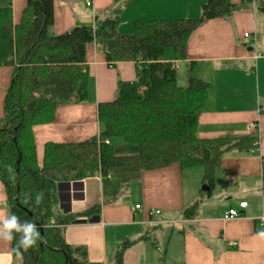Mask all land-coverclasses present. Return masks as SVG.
Returning a JSON list of instances; mask_svg holds the SVG:
<instances>
[{
  "label": "crops",
  "instance_id": "crops-1",
  "mask_svg": "<svg viewBox=\"0 0 264 264\" xmlns=\"http://www.w3.org/2000/svg\"><path fill=\"white\" fill-rule=\"evenodd\" d=\"M26 1L0 0V9L9 7L12 22L17 24ZM206 1H55L48 33L59 36L75 27H93L95 18H110L119 8V32L126 35L136 22L193 20ZM262 1L251 0L229 18L199 26L187 41L185 60H175L171 51L163 55L176 72L179 87L186 86L190 64L192 75L209 86L199 116L198 137L210 140L257 137V152L248 156L238 152L226 154L215 171L212 188L203 182V169L199 177L193 178L191 173L188 178L184 174L188 170L177 165L143 171L137 181L118 194H114L110 184L104 186L98 176L59 183L55 189V212L61 217H75L64 228L65 243L84 248L90 263L115 264L120 244L134 241L124 252L122 264H264V236L260 235L264 233L261 222L264 113L260 112L264 108V12L259 8ZM228 2L240 7L242 0ZM247 31L252 35L248 36ZM85 63L86 101L56 108L52 123L33 128L38 162L47 143H78L96 137L98 104L114 99L118 82L134 81L137 67L134 62L108 65L94 44L86 48ZM252 123L253 130L248 128ZM245 179L252 181V188L241 183ZM202 185L209 191H201ZM202 193L208 194L206 199ZM196 203V214L186 218L185 211ZM240 203H246V208L241 209ZM95 206H100L99 214L80 216ZM229 210L240 217L224 220ZM151 211L159 214L152 215ZM0 215H10L1 183ZM16 263L11 241L0 237V264Z\"/></svg>",
  "mask_w": 264,
  "mask_h": 264
},
{
  "label": "trees",
  "instance_id": "trees-1",
  "mask_svg": "<svg viewBox=\"0 0 264 264\" xmlns=\"http://www.w3.org/2000/svg\"><path fill=\"white\" fill-rule=\"evenodd\" d=\"M55 1L68 0H27L17 24L9 7L0 9V67L11 70L0 120V183L9 214L35 223L40 233L27 251L17 249L20 234H15L11 249L16 264H96L88 261L84 248L65 243L64 228L75 217L55 212L59 183L98 176L118 194L143 171L177 165L184 171L203 169V182L212 188L226 154L257 152V137L199 138L198 121L209 86L192 75L190 64L186 86L179 87L176 72L163 59L170 50L175 60H185L187 41L199 26L229 18L251 0H242L240 7L228 0H207L193 20L136 22L126 35L119 32L117 8L110 18H95L93 27L50 36ZM259 8L264 12V1ZM90 44L108 65L141 62L142 67H136L134 81L118 82L112 101L98 104L96 137L78 143H47L38 162L33 128L52 123L56 108L87 99L85 62ZM37 195L42 196L39 204ZM261 196L264 204V166ZM197 209L196 203L185 217L191 218ZM99 212L100 206H95L80 216ZM133 243L120 244L115 264H122L124 252Z\"/></svg>",
  "mask_w": 264,
  "mask_h": 264
},
{
  "label": "clouds",
  "instance_id": "clouds-1",
  "mask_svg": "<svg viewBox=\"0 0 264 264\" xmlns=\"http://www.w3.org/2000/svg\"><path fill=\"white\" fill-rule=\"evenodd\" d=\"M41 199L42 196L37 195L35 202L39 204ZM15 234H20L16 245L17 249L23 248L25 251L34 246L37 240L40 239V233L35 223L31 221L21 222L15 214L0 215V237L12 241L16 238ZM260 235L264 236V233Z\"/></svg>",
  "mask_w": 264,
  "mask_h": 264
},
{
  "label": "rangeland",
  "instance_id": "rangeland-1",
  "mask_svg": "<svg viewBox=\"0 0 264 264\" xmlns=\"http://www.w3.org/2000/svg\"><path fill=\"white\" fill-rule=\"evenodd\" d=\"M246 33L248 34V36L249 35H252V34H250L251 31L250 32L247 31ZM170 53H171L170 50H167L166 51V54H170ZM10 77H11V70H10V68H8V67L0 68V120H2V117H3V111H2L3 110V101H4V97H5L6 90H7L8 86H9ZM38 156L40 157V155H38ZM201 170L202 169H200V168L194 169V171H189L188 170L187 172H184V174H185V177L187 176L189 178L190 175H192L191 173H193V175H194L193 178H196V177H199L201 175V172H202ZM241 183L245 184L244 186L247 185L249 189L253 187V183L249 179H245ZM203 187H206V186L205 185L200 186V190L201 191H202ZM254 188H256V187H254ZM201 195H202V197L204 199H206V197H207L206 195H208V194L202 193ZM213 198H214V196H213ZM167 229H168V231H170V228H167Z\"/></svg>",
  "mask_w": 264,
  "mask_h": 264
},
{
  "label": "built area",
  "instance_id": "built-area-1",
  "mask_svg": "<svg viewBox=\"0 0 264 264\" xmlns=\"http://www.w3.org/2000/svg\"><path fill=\"white\" fill-rule=\"evenodd\" d=\"M90 5H91V4L88 2V3H87V6H90ZM244 37H245V38H248L247 35H244ZM141 64H142L141 62H137V63H136V66H137L138 69H140V68L142 67ZM260 112H261V113H264V108H260ZM253 127H255V125H254L253 123L248 125V128L251 129V130L254 129ZM105 144H108V142L105 141ZM246 206H247L246 203H240V204H239V207H240L241 209H245ZM136 209H138V207H136ZM149 213L152 214V215H153V214H154V215L159 214L158 211H151V212H149ZM239 217H240V214H238L236 211H234V210H229V211L226 213V215L224 216L223 219H224V220H235V219H238ZM261 222L264 224V218H261Z\"/></svg>",
  "mask_w": 264,
  "mask_h": 264
},
{
  "label": "water",
  "instance_id": "water-1",
  "mask_svg": "<svg viewBox=\"0 0 264 264\" xmlns=\"http://www.w3.org/2000/svg\"><path fill=\"white\" fill-rule=\"evenodd\" d=\"M202 191H209V188L208 187H203Z\"/></svg>",
  "mask_w": 264,
  "mask_h": 264
}]
</instances>
